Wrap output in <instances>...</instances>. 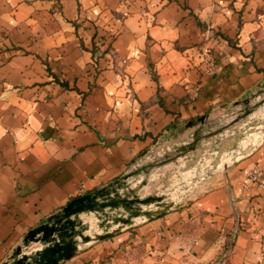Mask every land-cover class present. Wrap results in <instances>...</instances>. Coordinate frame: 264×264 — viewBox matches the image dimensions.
I'll use <instances>...</instances> for the list:
<instances>
[{
    "label": "crops",
    "instance_id": "obj_1",
    "mask_svg": "<svg viewBox=\"0 0 264 264\" xmlns=\"http://www.w3.org/2000/svg\"><path fill=\"white\" fill-rule=\"evenodd\" d=\"M263 87L264 0H0V264L71 200ZM229 132L152 171L140 197L202 149L225 151ZM263 237L264 137L163 216L63 264H122L134 247L173 263L262 264Z\"/></svg>",
    "mask_w": 264,
    "mask_h": 264
},
{
    "label": "water",
    "instance_id": "obj_2",
    "mask_svg": "<svg viewBox=\"0 0 264 264\" xmlns=\"http://www.w3.org/2000/svg\"><path fill=\"white\" fill-rule=\"evenodd\" d=\"M261 93H264V87L236 103L235 109L228 112L230 116L224 115L218 123L220 127L216 129L205 124V118L200 119L197 125L202 127L194 132L188 143L171 145L148 160L147 156L156 146L153 145L141 154L140 164L132 171L100 189L71 200L60 211L28 231L2 264H63L84 245L112 237L137 222L163 216L177 204L179 195L159 192L140 197L139 192L147 185L150 173L167 164L180 165L186 161L182 158L195 152L201 141L222 135L229 127L258 114L264 106V99L255 100ZM262 138L259 135L245 142L243 148L250 144L255 147ZM241 157L233 159V155L225 156L215 172L224 176L228 166ZM214 173L210 171V174ZM183 178H188L190 183V178L194 177L183 174ZM32 245L40 247L30 251Z\"/></svg>",
    "mask_w": 264,
    "mask_h": 264
},
{
    "label": "rangeland",
    "instance_id": "obj_3",
    "mask_svg": "<svg viewBox=\"0 0 264 264\" xmlns=\"http://www.w3.org/2000/svg\"><path fill=\"white\" fill-rule=\"evenodd\" d=\"M262 99H264V93H261L255 101L258 102ZM260 109L261 110L258 114L250 116L246 118L244 122H239L227 129V131H230L229 133H232L233 142L225 145V151L218 149V147L215 148L212 146V148L210 147L202 149L201 152L197 155L193 154L191 156L192 158L187 161V164L185 163V165L180 168L179 171L174 175L175 178L161 183L158 186L157 190H155L154 192H172L176 195H179L178 198L180 199V201H183V198H185L188 193L194 188V181L198 183V181L208 176L210 174V171L214 173L220 166V163L225 156L233 155V159L242 156L249 149V147H252V144H250L246 148H243L245 142L252 141L259 135H262L264 137V106ZM226 114L229 115L230 113L225 112V115ZM221 119L222 118L216 120L215 122H209L208 124L212 129H216L220 127L218 123ZM230 120L231 119H229L228 121ZM183 174L189 175L191 177L193 176V179L190 178L193 182L189 183V179H184ZM148 252L143 251L139 247H134L129 251H125L122 264H183L173 263L168 259H164L165 256H155L149 254ZM210 264H216V260H214ZM262 264H264V260Z\"/></svg>",
    "mask_w": 264,
    "mask_h": 264
},
{
    "label": "built area",
    "instance_id": "obj_4",
    "mask_svg": "<svg viewBox=\"0 0 264 264\" xmlns=\"http://www.w3.org/2000/svg\"><path fill=\"white\" fill-rule=\"evenodd\" d=\"M255 175H257V172H256V171H253L252 176H255ZM263 245H264V237H263ZM226 254H227V251H226L224 254H222V255L220 256V258H221L222 260H224L225 257H226ZM220 262H221V261H220Z\"/></svg>",
    "mask_w": 264,
    "mask_h": 264
}]
</instances>
